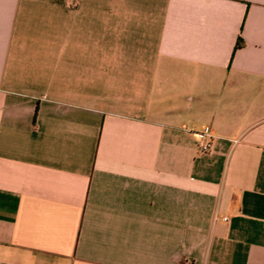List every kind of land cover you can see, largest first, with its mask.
Here are the masks:
<instances>
[{"label": "crops", "instance_id": "obj_1", "mask_svg": "<svg viewBox=\"0 0 264 264\" xmlns=\"http://www.w3.org/2000/svg\"><path fill=\"white\" fill-rule=\"evenodd\" d=\"M0 264H264V0H0Z\"/></svg>", "mask_w": 264, "mask_h": 264}, {"label": "built area", "instance_id": "obj_2", "mask_svg": "<svg viewBox=\"0 0 264 264\" xmlns=\"http://www.w3.org/2000/svg\"><path fill=\"white\" fill-rule=\"evenodd\" d=\"M198 151L201 153H207L212 148L213 133L210 127L204 129L202 132L198 133ZM226 220V218H224Z\"/></svg>", "mask_w": 264, "mask_h": 264}, {"label": "trees", "instance_id": "obj_3", "mask_svg": "<svg viewBox=\"0 0 264 264\" xmlns=\"http://www.w3.org/2000/svg\"><path fill=\"white\" fill-rule=\"evenodd\" d=\"M238 45V44H237Z\"/></svg>", "mask_w": 264, "mask_h": 264}]
</instances>
